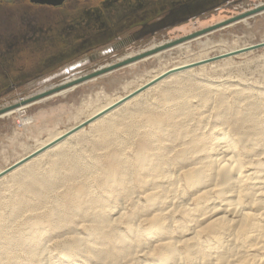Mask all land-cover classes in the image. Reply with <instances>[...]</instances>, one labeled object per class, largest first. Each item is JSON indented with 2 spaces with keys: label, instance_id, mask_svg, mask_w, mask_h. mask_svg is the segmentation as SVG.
Wrapping results in <instances>:
<instances>
[{
  "label": "bare ground",
  "instance_id": "1",
  "mask_svg": "<svg viewBox=\"0 0 264 264\" xmlns=\"http://www.w3.org/2000/svg\"><path fill=\"white\" fill-rule=\"evenodd\" d=\"M203 36L142 60L189 52ZM206 57L185 59L146 83L157 87ZM180 85L161 92L166 102L182 98L165 113L146 107L117 116L141 90L95 109L75 125L87 120L98 132L87 153L63 149L82 129L69 134L73 126L0 170L15 181L12 192L0 194V264H264V91L255 100L254 92L233 87L214 97L208 86L195 106L196 84ZM36 120H23L26 131ZM46 154L50 167L40 172L36 159Z\"/></svg>",
  "mask_w": 264,
  "mask_h": 264
},
{
  "label": "rangeland",
  "instance_id": "2",
  "mask_svg": "<svg viewBox=\"0 0 264 264\" xmlns=\"http://www.w3.org/2000/svg\"><path fill=\"white\" fill-rule=\"evenodd\" d=\"M262 6H264V0H220L219 4L207 9L200 16L156 29L118 49L110 48L119 40L114 39L87 51L74 52L60 63L43 68L23 82H10L8 80V83L0 84V110L7 109L15 104L18 105L7 110L27 106L21 111H15L8 116L0 117V170L7 171L15 165L16 161L35 151L41 140L46 141V138L48 139L58 131L69 130L89 117L95 109L116 100L119 96L126 97L129 94L130 97L133 93L137 94L139 90L141 91L138 92L139 94L135 99L124 103L122 107L115 111L117 116L126 110L140 111L146 107L154 108L157 113H165L169 108L180 103L182 98L175 97L166 102L162 100L161 92L168 89L173 90L181 86L180 83L190 81L196 84L190 90V101L195 106L200 102L202 92L208 86L216 89L212 91L214 97L223 93L222 89L233 87L232 89L254 92L252 99L255 100L257 96L259 97V92L264 91V10L244 18L247 19V22L241 19L214 29L208 32L209 34L206 33L207 36H203L206 34L200 35L203 37L199 41L192 42L189 52L185 53L179 49H173L169 53H164L160 60L155 58L140 59L137 65L123 66L75 84L73 85L75 88L65 94H58L60 91L65 90L62 89L52 93V95L39 98L40 100L23 102L32 96L91 74L99 68L117 63L129 54H138L152 44H162L183 38ZM10 7L13 10H11L12 13L9 18L0 20V30L5 33L4 36L0 37V47L6 44L5 38L11 37L8 36V32L10 30L16 31L24 22L21 17L23 16L24 6L13 3ZM55 20L50 15V17L45 16L40 19V23L47 26L53 24ZM148 22L153 23L156 20L152 19ZM139 28V25L126 28L122 36H128ZM200 41H208V46L204 47ZM48 43L46 42V44ZM245 45L248 47L242 48L243 46L246 47ZM225 51L229 52L226 54ZM205 55L208 57L199 60L196 65L182 70L184 72L179 71L181 73L176 72L174 77L167 78V76L160 80L157 87L155 85L158 82L154 85L146 83L152 76L166 68H171L176 63L185 59L196 60ZM72 66L75 67L71 68ZM174 79L179 81L176 83ZM145 86L146 88H144ZM173 91L175 92V90ZM88 101L92 103L88 105ZM4 113H6L5 110L0 112V116ZM29 117H35L37 120L32 124L33 127L30 126L26 131L22 122ZM59 117L62 119L60 120ZM45 121L48 129L45 128L46 130L39 131ZM86 121L79 125V127L82 125L80 133L69 137L70 143L63 148L67 154H78L79 151L87 153L91 150L93 140H98V132L90 126L89 121H87L88 123ZM126 121L127 119H122L120 123ZM79 127L75 126L67 132L70 134ZM20 145L22 148L19 147ZM36 160V168L40 172L46 171L50 167L51 158L49 154L41 155ZM2 176L0 177V194H9L15 188V181H13L9 172ZM20 176L22 180L26 177L25 174ZM62 190L63 187L59 189V191Z\"/></svg>",
  "mask_w": 264,
  "mask_h": 264
},
{
  "label": "flooded vegetation",
  "instance_id": "3",
  "mask_svg": "<svg viewBox=\"0 0 264 264\" xmlns=\"http://www.w3.org/2000/svg\"><path fill=\"white\" fill-rule=\"evenodd\" d=\"M13 3L24 6V22L8 32L11 37L0 47V84L23 82L74 52L114 39L119 40L110 48L118 49L156 29L200 16L220 0H0V20L9 18ZM50 15L54 23L42 25L40 19ZM152 19L156 22L149 23ZM136 25L137 31L122 36ZM4 35L0 30V37Z\"/></svg>",
  "mask_w": 264,
  "mask_h": 264
},
{
  "label": "water",
  "instance_id": "4",
  "mask_svg": "<svg viewBox=\"0 0 264 264\" xmlns=\"http://www.w3.org/2000/svg\"><path fill=\"white\" fill-rule=\"evenodd\" d=\"M262 10H264V6L259 7V8H255V9H253V10H250V11L246 12V13H243V14H241V15L235 16V17H233V18H231V19H229V20H227V21H223V22H221V23H218V24L213 25V26H211V27H208V28H206V29H203V30H200V31H198V32H195V33H192V34H190V35H187V36H185V37H183V38H180V39H177V40H174V41H169V42H167L165 45H161V47H159V48H157V49L151 50V51H149V52H147V53L145 52V53L139 54V55L134 56V57H130L129 59H126V60H123V61H119V62L114 63V64H111V65H109V66H107V67L99 68L98 70L94 71V72L91 73V74L85 75V76L80 77V78H78V79H74L73 81H70V82H68V83L62 84V85H60V86H58V87H54V88H52V89H50V90H48V91H45V92H43V93H40V94H38V95L32 96V97L26 99V100L23 101V102H27V101H29V100H36V99H39V98H42V97L48 96V95H50V94H52V93H54V92L60 91V90H62V89H66V88H68V87H70V86H73V85H75V84L81 83V82L86 81V80H89V79H91V78H93V77H96V76H98V75H101V74H103V73L110 72V71L115 70V69H117V68H120V67L126 66L127 64H130L131 62H134V61H138V60H140V59H143L144 57H146V56H148V55H151L152 53H154V52H156V51H158V50H162V49H166V48L173 47V46H175V45H177V44H179V43H181V42H184V41H187V40L193 39V38H195V37H198V36H200V35L206 34V33L210 32V31H212V30H214V29H216V28L222 27V26L227 25V24L232 23V22H236V21H238V20H241V19H243V18H246L247 16H250V15H252V14H256V13L262 11ZM74 67H75V66H72L71 68H74ZM17 105H18V104H15V105H13V106L8 107L7 109L12 108V107H15V106H17ZM7 109H2V110H0V112H2V111H4V110H7ZM87 123H88V122H87ZM79 128H80V127H79ZM79 128H78V129H79ZM76 130H77V129H76ZM11 168H12V167H11ZM11 168H10V169H11ZM8 170H9V169H8ZM5 172H6V171H5Z\"/></svg>",
  "mask_w": 264,
  "mask_h": 264
}]
</instances>
